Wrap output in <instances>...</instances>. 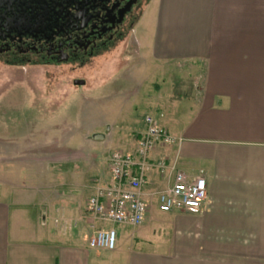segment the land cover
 Returning a JSON list of instances; mask_svg holds the SVG:
<instances>
[{"label":"crops","instance_id":"0c3cea01","mask_svg":"<svg viewBox=\"0 0 264 264\" xmlns=\"http://www.w3.org/2000/svg\"><path fill=\"white\" fill-rule=\"evenodd\" d=\"M143 12L146 60L164 70L200 69L199 79H175L155 100L151 116L182 142L156 148L151 160L202 171L208 205L196 215L162 214L173 221L164 235L152 203L140 226H116L108 252L88 247L100 225L85 207L70 212L60 199L50 207L47 196L26 195L12 175L0 177V264H264V0H149ZM142 131L143 122L136 140ZM97 169V182L71 193L70 203L107 183L108 161ZM164 185L153 171L143 198Z\"/></svg>","mask_w":264,"mask_h":264},{"label":"rangeland","instance_id":"374dc122","mask_svg":"<svg viewBox=\"0 0 264 264\" xmlns=\"http://www.w3.org/2000/svg\"><path fill=\"white\" fill-rule=\"evenodd\" d=\"M143 11L120 42L82 67L0 63L2 179L12 175L15 189L47 196L50 207L60 199L62 208H86L87 191L74 204L71 193L95 184L97 168L112 152L130 151L143 118L155 112V100L164 97L173 80L200 78L199 68L164 70L146 60L139 26ZM80 80L82 85L74 84ZM96 135L101 140H94ZM152 206L156 210L155 202ZM55 220L50 213V221ZM83 221L85 233L88 221ZM172 222L162 214L153 216L164 235Z\"/></svg>","mask_w":264,"mask_h":264},{"label":"flooded vegetation","instance_id":"af4514ba","mask_svg":"<svg viewBox=\"0 0 264 264\" xmlns=\"http://www.w3.org/2000/svg\"><path fill=\"white\" fill-rule=\"evenodd\" d=\"M147 0H0V63L82 67L130 31Z\"/></svg>","mask_w":264,"mask_h":264},{"label":"built area","instance_id":"2783aa9c","mask_svg":"<svg viewBox=\"0 0 264 264\" xmlns=\"http://www.w3.org/2000/svg\"><path fill=\"white\" fill-rule=\"evenodd\" d=\"M143 131L135 142L133 151H114L108 157V181L97 183L88 198L86 210L100 226L86 238L89 248L114 251L117 232L107 224L140 226L145 221L153 202L161 214H190L203 212L208 205L207 183L203 172L188 175L167 169L163 159L151 160L156 148L180 144L162 129L151 115L143 118ZM155 171L163 176L165 185L145 200L142 191L149 185Z\"/></svg>","mask_w":264,"mask_h":264},{"label":"water","instance_id":"95a60500","mask_svg":"<svg viewBox=\"0 0 264 264\" xmlns=\"http://www.w3.org/2000/svg\"><path fill=\"white\" fill-rule=\"evenodd\" d=\"M84 82L83 81H74V84L75 85H82ZM101 136L100 135H96V136H94V140H97V141H99V140H101Z\"/></svg>","mask_w":264,"mask_h":264}]
</instances>
